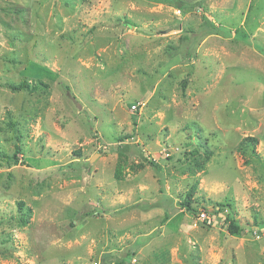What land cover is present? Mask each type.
I'll list each match as a JSON object with an SVG mask.
<instances>
[{
    "label": "rangeland",
    "instance_id": "obj_1",
    "mask_svg": "<svg viewBox=\"0 0 264 264\" xmlns=\"http://www.w3.org/2000/svg\"><path fill=\"white\" fill-rule=\"evenodd\" d=\"M0 264H264V0H0Z\"/></svg>",
    "mask_w": 264,
    "mask_h": 264
},
{
    "label": "trees",
    "instance_id": "obj_2",
    "mask_svg": "<svg viewBox=\"0 0 264 264\" xmlns=\"http://www.w3.org/2000/svg\"><path fill=\"white\" fill-rule=\"evenodd\" d=\"M10 89L12 90H20V89H29V90H35V89H39L38 85H34V86H29L28 84H26L25 82H21L17 85H10L9 86ZM256 139L254 138L253 141H255ZM116 151L120 154H124V153H132V152H135L137 153V155L139 157H143L142 155V152L141 150L138 148L137 144H129V143H124V144H119L117 147H116ZM16 153H14V156H16ZM144 160H146L144 158ZM150 162L151 164H154V162L152 161H148ZM181 205L183 207H185L188 211H191L193 212L194 209L190 206V203L189 202H181ZM218 205L220 206H224L223 204L219 203ZM227 206V205H226ZM227 219L229 221V225H228V229L231 231V232H236L240 229V224L229 214V216H227Z\"/></svg>",
    "mask_w": 264,
    "mask_h": 264
},
{
    "label": "built area",
    "instance_id": "obj_3",
    "mask_svg": "<svg viewBox=\"0 0 264 264\" xmlns=\"http://www.w3.org/2000/svg\"><path fill=\"white\" fill-rule=\"evenodd\" d=\"M199 215H200L201 218H207V217H208V216H206V214H205L204 211H201V212L199 213Z\"/></svg>",
    "mask_w": 264,
    "mask_h": 264
},
{
    "label": "water",
    "instance_id": "obj_4",
    "mask_svg": "<svg viewBox=\"0 0 264 264\" xmlns=\"http://www.w3.org/2000/svg\"><path fill=\"white\" fill-rule=\"evenodd\" d=\"M95 154L90 158V161H92L95 158Z\"/></svg>",
    "mask_w": 264,
    "mask_h": 264
}]
</instances>
